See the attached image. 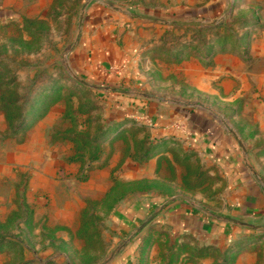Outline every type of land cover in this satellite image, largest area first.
<instances>
[{"label": "rangeland", "instance_id": "374dc122", "mask_svg": "<svg viewBox=\"0 0 264 264\" xmlns=\"http://www.w3.org/2000/svg\"><path fill=\"white\" fill-rule=\"evenodd\" d=\"M100 30L124 60L90 83L72 61ZM259 53L264 0H0V264H264ZM170 107L233 137L245 183Z\"/></svg>", "mask_w": 264, "mask_h": 264}, {"label": "crops", "instance_id": "0c3cea01", "mask_svg": "<svg viewBox=\"0 0 264 264\" xmlns=\"http://www.w3.org/2000/svg\"><path fill=\"white\" fill-rule=\"evenodd\" d=\"M97 45L96 51L90 52V56L87 58L86 61H84V64L80 63L81 56L75 55V58L73 59V65H75L77 71L80 70L81 73L84 75L85 79L88 82H108V80L113 79L114 76L109 72L108 69H110L111 66L115 65L117 62H119L120 59H123L122 57L116 56V50L113 44L111 43L110 37L108 34H106L103 30H100L97 37ZM84 47V46H83ZM85 48V47H84ZM258 58H263L264 60V53H259ZM123 60L120 61L123 62ZM128 69V67H124L123 69ZM130 69V68H129ZM209 78L213 79L217 75L218 77L220 74H222L223 69H220L217 71L216 69H210L208 71H205ZM225 72V71H224ZM255 74V73H253ZM236 79L245 80L247 81L248 77L246 75L244 76L243 70H236L235 72ZM254 79V85H256L255 90L258 92L254 94H244V92L241 94L243 97H249L251 99H248V104L245 105V110L248 108L251 109L252 115L251 119L253 122L259 124V128H263L262 125H264V69H262L258 74H255ZM246 83H243V86H245V90L248 92V88L246 87ZM257 96V98H256ZM151 104V103H149ZM147 100L143 101L141 105L146 109L145 111L139 113V116L142 117V115H145L144 113L149 112L150 110L148 108ZM171 111L168 115L167 120L164 121V123H168L170 121H176V122H183L185 124L186 130L190 134L191 141L193 143V146L196 148H200L201 151L205 154V157L208 160L213 161L216 165H218L221 169L227 172V174L232 178V184L234 185H242V183H245L246 179L248 177H245V158H244V152L239 147H237L236 143L234 142L233 137H231L228 134H224L222 132L218 125H216L215 121H210L204 117H200V115L192 114L190 113L187 119V125L184 121L187 117L185 116V112L182 111V117L183 119L179 121V118H177V113L179 108L177 107H170ZM152 112L149 113V115ZM179 113V114H181ZM245 116V115H243ZM159 120L161 117H159ZM158 121V119H155ZM154 120V121H155ZM161 122V121H160ZM204 123V125H202ZM167 126V124H166ZM264 136V133H261V135L256 136L258 139ZM247 173V171H246ZM250 174V173H249ZM252 175V174H251ZM243 193L242 191L240 194ZM188 206L185 204L181 205H175L172 209V212L170 214L165 215V217H171L173 220V228L179 230V232H193L191 227V222L194 223L195 217H192L189 212ZM195 232V231H194ZM193 232V233H194Z\"/></svg>", "mask_w": 264, "mask_h": 264}]
</instances>
